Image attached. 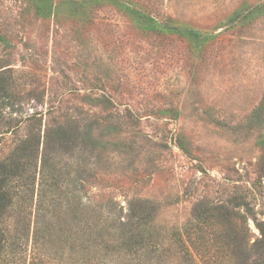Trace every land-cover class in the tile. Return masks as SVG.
<instances>
[{
	"label": "rangeland",
	"instance_id": "1",
	"mask_svg": "<svg viewBox=\"0 0 264 264\" xmlns=\"http://www.w3.org/2000/svg\"><path fill=\"white\" fill-rule=\"evenodd\" d=\"M1 72L0 264H264V0H0Z\"/></svg>",
	"mask_w": 264,
	"mask_h": 264
},
{
	"label": "trees",
	"instance_id": "2",
	"mask_svg": "<svg viewBox=\"0 0 264 264\" xmlns=\"http://www.w3.org/2000/svg\"><path fill=\"white\" fill-rule=\"evenodd\" d=\"M3 72L0 73V84H5V79H2ZM3 81V83H2ZM10 83V82H8ZM1 85V88L4 90V92H7V85L6 88L5 85ZM7 89V90H6ZM19 165L12 160V158L6 157L4 159H0V260L5 256L2 252L5 251V244L9 239V236L5 230L4 227H2V222H4V218L7 215H11L10 211V205L12 204L13 200V192L14 188L11 186V183H13V179H15L17 176H19ZM200 203H196L193 206V218L194 220H201L202 222V217L200 215H196V210L198 208V205ZM132 209V208H131ZM144 210V209H143ZM142 215L139 217L136 215V213L131 212L129 218H127L126 222H123L124 228H132L133 230H141L142 225V220H144L147 215H144V212H141ZM144 215V216H143ZM143 216V217H142ZM25 223V221H24ZM199 226V225H198ZM201 226V225H200ZM258 228L261 233V235L264 238V226L262 223H258ZM23 228L21 227L19 232L22 233ZM16 251H13L15 253ZM5 253V252H4Z\"/></svg>",
	"mask_w": 264,
	"mask_h": 264
}]
</instances>
